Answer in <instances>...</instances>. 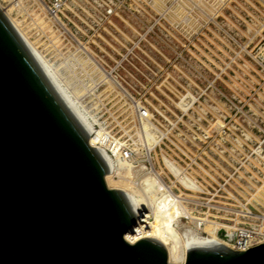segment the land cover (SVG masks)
Here are the masks:
<instances>
[{"label": "rangeland", "instance_id": "rangeland-1", "mask_svg": "<svg viewBox=\"0 0 264 264\" xmlns=\"http://www.w3.org/2000/svg\"><path fill=\"white\" fill-rule=\"evenodd\" d=\"M0 7L103 141L107 185L149 201L150 221L171 219L178 252L187 232L230 244L239 227L262 224L249 211L264 215V0Z\"/></svg>", "mask_w": 264, "mask_h": 264}, {"label": "water", "instance_id": "water-1", "mask_svg": "<svg viewBox=\"0 0 264 264\" xmlns=\"http://www.w3.org/2000/svg\"><path fill=\"white\" fill-rule=\"evenodd\" d=\"M88 138L0 9V264H172L157 239L127 241L136 215ZM183 264H264V242L190 244Z\"/></svg>", "mask_w": 264, "mask_h": 264}, {"label": "bare ground", "instance_id": "bare-ground-1", "mask_svg": "<svg viewBox=\"0 0 264 264\" xmlns=\"http://www.w3.org/2000/svg\"><path fill=\"white\" fill-rule=\"evenodd\" d=\"M0 9L4 13L6 19L9 21V23L14 28V30L17 32V34L20 36V38L26 44L28 49L31 51V53L34 55V57L37 59V61L39 62V64L41 65V67L43 68L45 73L47 74L48 78L50 79V81L52 82V84L54 85V87L56 88V90L58 91L60 96L62 97V99L65 101L67 106L70 108V110L73 112L75 117L78 119V121L80 122V124L82 125L84 130L86 131V133L89 135V138H88L89 143L92 146H96L98 151L101 153L102 157L104 158V160L108 166V173H106V175H105V179L108 180L109 173H111V171H112L111 168L113 166V163H112V160H111L109 154L107 153V151L101 147V144L103 143V141L99 140L97 138V136H96L97 132L93 131L92 123L88 121L85 114L81 111L79 106L75 103V99L73 98V96L69 92L66 85L59 79V76L56 73V70L51 66V64L48 62V60L36 48L35 44L31 40H29V38L22 31V29L19 28V25L14 21L13 18H11L9 16L8 12L5 10L3 11V9L1 7H0ZM118 162H119V160H118ZM118 189H121L125 193L127 199L129 200V202L133 208V211L136 215L135 216V218H136L135 224L129 228V230L126 234L127 241L133 243L142 237H153V238L157 239L165 247V249L167 251V258H168V261L170 263H172V264H183L185 259H186L187 245H190V244H199V243H206V242H213L214 241V242H219L223 245H226L230 248L232 247L230 244L224 242L223 240H221V238L217 237L216 233H214L215 232L214 230H213L214 231L213 233L209 234L206 237L199 236L193 232H187L184 234V238L182 237L183 242L181 245V250L178 252L177 247H179V246H177V243H178L179 239H176V237H174V234L170 231L171 227L169 229L171 219L166 220L165 222H160L159 221V216H160L159 212L160 211H157L155 215L153 214L154 220L150 221L149 220L150 213H149V210H147V208H145V204H147V207L149 209V208H151V203H149V201H148L144 204V200L141 198V196L138 194V192H136V193L139 195V197L131 194L133 192L130 193L126 188H118ZM149 189H150V187H149ZM172 211H174V210H172ZM166 226L168 228H166ZM220 227H223V226H219L217 229H220Z\"/></svg>", "mask_w": 264, "mask_h": 264}, {"label": "built area", "instance_id": "built-area-1", "mask_svg": "<svg viewBox=\"0 0 264 264\" xmlns=\"http://www.w3.org/2000/svg\"><path fill=\"white\" fill-rule=\"evenodd\" d=\"M74 0H40L50 15H56ZM249 217L253 220L261 219V225L257 229L239 227L235 233V240L231 242L232 249L245 250L251 246L264 242V215L249 211ZM223 230V229H222ZM226 233L227 231L224 230Z\"/></svg>", "mask_w": 264, "mask_h": 264}]
</instances>
